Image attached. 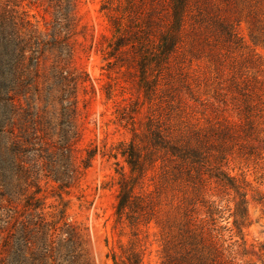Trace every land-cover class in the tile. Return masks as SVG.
<instances>
[{"label": "rangeland", "instance_id": "1", "mask_svg": "<svg viewBox=\"0 0 264 264\" xmlns=\"http://www.w3.org/2000/svg\"><path fill=\"white\" fill-rule=\"evenodd\" d=\"M103 2L123 0H0V264H69L78 252L83 264H112L108 251L119 255L131 238L126 223L115 222L118 172L127 171L117 144L153 110L172 126L189 114L178 91L196 108L192 98H207L214 72L205 46L176 52L147 103L138 73L104 60L107 16L115 13L101 10ZM236 30L249 44L247 24ZM256 51L263 69L264 49ZM231 234L236 264H261L258 206L249 204L241 231ZM159 236L153 221L138 228L143 264L159 262Z\"/></svg>", "mask_w": 264, "mask_h": 264}, {"label": "trees", "instance_id": "2", "mask_svg": "<svg viewBox=\"0 0 264 264\" xmlns=\"http://www.w3.org/2000/svg\"><path fill=\"white\" fill-rule=\"evenodd\" d=\"M100 8L115 13L107 16L104 60L133 68L147 103L181 48L206 46L214 72L207 98H192L198 108L178 91V107L189 114L172 126L153 110L117 144L127 171L118 172L115 222H125L131 238L119 255L110 249L107 256L112 264H143L138 228L153 221L157 264H236L232 230L241 231L249 204L264 214V68L256 51L264 49V0H123ZM241 21L249 44L236 30ZM182 84L192 93L186 77ZM40 230L45 238L44 223ZM79 254L69 264H83ZM257 255L264 264V245Z\"/></svg>", "mask_w": 264, "mask_h": 264}]
</instances>
